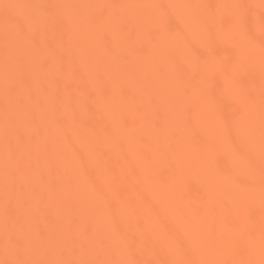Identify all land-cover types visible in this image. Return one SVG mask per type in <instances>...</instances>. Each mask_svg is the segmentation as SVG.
Listing matches in <instances>:
<instances>
[{"label": "bare ground", "instance_id": "6f19581e", "mask_svg": "<svg viewBox=\"0 0 264 264\" xmlns=\"http://www.w3.org/2000/svg\"><path fill=\"white\" fill-rule=\"evenodd\" d=\"M0 264H264V0H0Z\"/></svg>", "mask_w": 264, "mask_h": 264}]
</instances>
